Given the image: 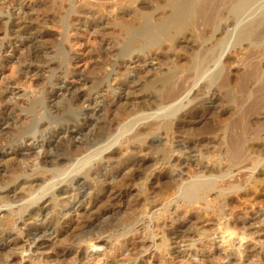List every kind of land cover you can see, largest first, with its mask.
I'll return each mask as SVG.
<instances>
[{
  "label": "bare ground",
  "instance_id": "6f19581e",
  "mask_svg": "<svg viewBox=\"0 0 264 264\" xmlns=\"http://www.w3.org/2000/svg\"><path fill=\"white\" fill-rule=\"evenodd\" d=\"M43 6L0 0V25L7 26L0 38V75L13 60L20 65L16 78L0 85V104L27 90L29 75L60 73L55 80L40 79L37 92L32 87L21 95L16 105L22 110H0V132L14 124L17 134L0 144L7 150L0 152V164L12 160L0 165V264H86L91 248L104 250L99 264H206L217 258L264 264V245L252 247L254 234H243L254 225L230 210L239 198L255 205L251 198L255 202L264 192V0H49ZM62 12L63 30L78 34L86 28L104 37L87 68L95 78L71 71L81 61L69 59L62 44L53 51L56 60L37 64L51 50L36 45L49 36L40 28ZM102 23L108 35H102ZM31 31L35 37L22 40ZM134 69L154 78L126 111L100 120L102 102L129 99ZM235 69L241 71L237 84L231 81ZM72 76L92 84L89 92L69 84ZM61 93L67 100L50 108L48 101ZM218 97L234 121L188 135L187 119L201 124L219 106ZM252 117L260 120L257 127ZM101 196L123 202L124 212L97 210ZM199 216L203 223L214 220L217 230L208 235L196 229L194 236L191 226ZM212 236L223 246L238 243L241 253L227 254L220 245L204 252L203 242ZM136 240L140 252L130 254ZM182 240L189 244L179 252Z\"/></svg>",
  "mask_w": 264,
  "mask_h": 264
},
{
  "label": "rangeland",
  "instance_id": "374dc122",
  "mask_svg": "<svg viewBox=\"0 0 264 264\" xmlns=\"http://www.w3.org/2000/svg\"><path fill=\"white\" fill-rule=\"evenodd\" d=\"M35 1H37V2H41V4L43 3V5L45 6V3L47 2V1H49V0H34V2ZM35 5V4H34ZM43 6V7H44ZM40 9L41 10H43V8L40 6ZM60 14V15H59ZM59 14H57V20L54 22V23H51V24H47L45 27H43V28H40V30H42V31H45V32H47L48 34H49V36H48V38H47V40H46V42H39L38 44H36L37 46H41L42 48H48V49H51V50H49L48 52H44L43 54H42V56H41V60L40 61H38L37 62V64L38 65H43L45 62H50V61H52V60H56V58H54L55 57V53L53 52V51H55L58 47H60L61 46V44L63 45V47L65 48V51L67 52V53H69L68 54V58L70 59H77L78 61H81V63L80 64H78V66L76 67L75 66V63L72 65L73 67H72V72L73 73H78V72H81V71H83L84 73H85V75L86 76H91V78H95V76H93V75H90L89 74V72L87 71V68L89 67V66H91V62H95V54H97V52L101 49V47H102V42H103V40L102 39H104V37L102 38V37H99V38H95V34H92V33H88L87 31H86V28H81V29H79V31H78V34H76V32H71L70 30H63L61 27V25L63 24V22H62V19L64 20H66L67 19V17H65V16H67V14L65 13H59ZM64 15V16H63ZM58 16H59V18H58ZM62 18V19H61ZM60 22H62L61 24H60ZM105 25V26H104ZM100 29H101V33H103L102 35H104L105 33V35H108L107 33H109V27L106 25V24H104V23H102V24H100ZM7 30V26L5 27L3 24H1L0 25V33H2L0 36V38L1 39H5V31ZM64 31V32H63ZM31 33V34H30ZM30 33H28V34H26V35H22L21 37H22V40H26V39H30V38H33V36L34 35H36V32L35 31H31ZM67 36V37H66ZM35 37V36H34ZM65 38V39H64ZM64 40V42L62 43V41ZM65 40H66V42H65ZM68 40V41H67ZM70 40V41H69ZM5 43H7V41H4V45H5ZM66 45V46H65ZM31 48L32 47H28L27 49H25L24 50V53L23 54H20L19 55V57H21V60H23L24 58H25V56H27L28 54H29V52H30V50H31ZM55 48V49H54ZM93 52V53H92ZM53 53V54H52ZM93 55V56H92ZM11 56V53H9L6 57H10ZM53 56V57H52ZM18 57V56H17ZM92 58V59H91ZM68 59V60H69ZM93 60V61H92ZM57 61L59 62V61H65L63 58L61 59V60H59V59H57ZM15 62V63H14ZM90 62V63H89ZM152 66L155 68L154 70H156L157 68H158V62H153L152 63ZM19 67H20V65H19V62H17L16 60H13V62L12 63H8L7 64V67L3 70V72H2V76L0 75V85H3L4 83H6V82H11L12 80H14L15 78H16V75L14 74L15 72H16V70H18L19 69ZM56 67V66H55ZM86 67V68H85ZM54 68V67H53ZM74 68V69H73ZM86 70V71H85ZM239 70V69H238ZM237 69H235L234 71H233V74H235V75H233L232 76V78H231V81H233V83L235 82V84H237L238 83V80H239V76H240V73H241V71H238ZM15 71V72H14ZM131 71H133V69L131 70ZM53 72V73H52ZM57 72V73H56ZM120 72H121V74H120ZM119 72V77L120 78H122V79H124L123 78V75H125L126 74V71L125 70H121ZM239 74V75H238ZM51 75V76H50ZM59 75H60V73L58 72V71H56V70H51V73H50V71H43V72H41V74H39V76L37 77V76H33V74L32 75H29L28 76V78H26V82L29 84L30 83V85L28 86V85H26L27 86V90H28V94H31L32 92H34V90L36 89V85H40L41 84V82L39 81L40 79H42V80H46V79H50V78H52V76H53V78H54V80H55V78L58 76L59 77ZM134 75L135 76H132L128 81H127V83H128V85H130L129 87L127 86V90L129 91V99L127 100V101H121V103L119 102L118 104L116 103V99H108V101H105L104 103L102 102L99 106H100V108L102 109V114H100V120H104V117L106 118L109 114H119L118 112H124V111H126L129 107H130V104H131V100L132 99H134V97L135 98H137V96L139 97V96H141V95H143V91H144V84H146L150 79H152V78H154V76H153V74H150V75H148V74H146V71H144L143 69H134ZM32 76V77H31ZM49 76V77H48ZM151 77V78H150ZM150 78V79H149ZM138 79V80H137ZM71 80V81H70ZM237 80V81H236ZM6 81V82H5ZM2 82V83H1ZM64 82H65V80H64ZM68 82H70L69 84H71V85H74L76 88H78V90H80L79 92H81V93H88L89 92V90H90V88H91V85L92 84H86L87 86H83L84 84L83 83H81V81H79L76 77H74V76H72V78L71 79H69V81ZM232 83V85L231 86H233V85H235V84H233ZM33 85V86H32ZM61 85H63V84H57V86H56V88L58 89L59 87H61ZM144 85V86H143ZM236 86V85H235ZM32 87H34L35 89H33ZM85 87V88H84ZM24 89H25V91H24ZM26 88H20L19 89V92L16 94V95H14V96H9L8 98H6L5 99V102L4 103H2L3 105H1L0 104V110L4 107V106H6V105H9V106H13V105H16V103H19V102H21V100H22V97H20L21 95H23L24 93H26ZM39 90V88L37 87V89L35 90V92H37ZM127 91V92H128ZM142 93V94H141ZM123 94H125L124 92H122V95ZM132 96V97H131ZM219 96V95H218ZM220 97V96H219ZM218 97V101H217V104L216 105H219V106H216L215 107V109H212L211 111H210V116H208L207 118H205V117H203L202 119H204V120H202L203 122V124L201 123V124H199V125H197L195 122H193V120H191V119H187V121H188V124H187V126H186V128H185V131H187L188 130V132H186L187 134L189 133L190 134V132H192L191 134H192V136L193 137H195L196 135L197 136H199L202 132L201 131H203V128H205V126L208 124V125H210V126H214V127H217L218 125H219V127L221 126V127H225V126H227L228 124H231L233 121H234V119H235V116L233 115V113L230 111V108H229V105H228V108H226L227 107V104H225V103H222L221 102V98H219ZM62 100V101H61ZM67 100V96L66 95H62V93L59 95V98H57V100H54V99H52V100H50V101H48L49 103H48V105L50 106V108H53V106L54 107H57V104L59 103V104H61V103H63V101H66ZM1 103V102H0ZM147 105H148V103H146ZM142 105H144L145 106V104L144 103H142ZM147 105L145 106V107H147ZM20 110H22L23 109V107L22 106H19V105H16ZM122 107V108H121ZM82 108L84 109V110H86L87 109V105L86 104H83L82 105ZM52 113H54V111L52 112ZM102 115V116H101ZM202 115V114H201ZM254 118V119H253ZM102 120V121H103ZM206 120V121H205ZM102 121H100V122H102ZM192 121V122H191ZM205 121V122H204ZM251 121H252V123L254 122V127H257L258 126V122L260 121H258V118L257 117H252L251 118ZM189 122H191V124L189 123ZM262 122V121H261ZM194 123H195V125H194ZM190 124V125H189ZM12 125V126H11ZM10 125V129H13V130H11V132H10V129L8 128V127H5L4 128V132L2 133V132H0V144H3V140H5V138L6 137H8L9 136V142L10 141H13L14 140V137L17 135V134H15L14 135V133H16V130H14L15 128H14V124H11ZM195 131V132H194ZM200 131V134L198 133ZM7 134H6V133ZM9 132V133H8ZM14 132V133H13ZM2 133V134H1ZM4 133H5V136H4ZM9 134V135H8ZM188 134V135H189ZM199 134V135H198ZM195 135V136H194ZM185 136H187V135H185ZM191 136V135H190ZM196 136V137H197ZM3 137H5L4 139H3ZM7 140V139H6ZM7 140V141H8ZM3 141V142H2ZM0 146H2L1 148H0V152L1 153H5L7 150H6V148H4V146L3 145H0ZM257 154H259V153H257ZM192 156L193 157H195V156H198V154H196V153H193L192 154ZM140 158H143V157H140ZM12 163V160H7V161H4V162H2L0 165H1V167H3L4 165H7V164H11ZM115 167H117V164H115L114 165ZM146 167L147 166H145L144 168H142V169H139V171H143V169H146ZM135 174V173H134ZM137 174V173H136ZM157 192V189H152V191L151 192ZM260 191H258L257 192V196H255L256 197V199H255V202H254V198H251V200H252V202L253 203H255V205L254 204H247L248 202H250V198H246V199H241V198H239L238 200L236 199V200H234V202L232 203V205H231V208H230V210H234V212H235V216H239V218H240V220L242 219V218H247V222H249V223H251L250 225H254V226H252V228L250 227V229L248 230V231H246V233H243L244 234V236H246V234L247 235H249V234H251V236L253 237V238H255V239H253L255 242H254V245H252V247L254 246L255 248L257 247V249H259V247L262 245H264V208L263 209H260V208H262V207H264V192L262 193V195H261V193H259ZM154 194H156V193H154ZM253 197H254V195H253ZM258 197V198H257ZM101 198V200H102V202H100L99 203V205H97V210H105V209H109V210H111V215L113 216V215H118V214H122V212H124V210H125V207H124V203L123 202H119V201H111L110 199H105V198H103V196H101L100 197ZM245 200H246V202H245ZM249 200V201H248ZM258 201V202H257ZM260 202H262V203H260ZM257 203V204H256ZM259 203L260 204H262L261 206H258L259 205ZM257 205V208L255 207ZM235 207H236V209H235ZM260 207V208H259ZM232 208H234V209H232ZM249 208V209H248ZM251 209V210H250ZM259 209V210H258ZM236 210V211H235ZM259 211V213L257 214V215H254L253 214V212L254 211ZM245 211V212H244ZM118 212V213H117ZM246 212H248L249 214H251V215H248V216H246L245 215V213ZM253 217V218H251L250 219V217ZM187 218H188V216H186ZM195 217V216H194ZM196 217H198V216H196ZM199 217H201V216H199ZM242 217V218H241ZM257 220H258V222H260V223H262V224H260V226H259V224H257L256 225V223H257ZM82 221V220H81ZM104 221H106V220H102V222L101 223H104ZM205 220L201 217L200 219H198V221H195L194 220V224L195 225H192L191 226V230L194 232V236H196V229H200L201 231H207L208 233L209 232H211V233H209L208 235H211L212 234V232L215 230H217L216 228V225H217V223L214 221V220H211L210 222H205V223H203ZM242 221V220H241ZM263 221V222H262ZM197 222V223H196ZM204 224V225H203ZM195 227V228H194ZM214 231V232H215ZM128 238H129V236H128ZM212 239L214 238V236H212L211 237ZM210 237L208 238V239H205L206 241H204L203 243H204V246H203V251L204 252H209V250L210 251H214L215 249H216V246H217V248H218V246H219V248L220 249H223L224 251L226 250V253L227 254H232V253H234V254H237V255H239L241 252L239 251V249H238V243H236L235 244V246H233V247H228V246H223V245H221V244H218L219 243V239H216L215 240V238L212 240ZM246 238V237H245ZM249 240H250V237H247ZM211 239V240H210ZM46 240H49V241H51L52 239H49V238H47ZM189 240V239H188ZM187 239L185 240V241H188ZM195 240H197V238L195 239ZM184 240H182L181 242H179L180 243V245L178 246L180 249H178L179 250V252L180 251H184V249L186 248V246L189 244L188 242L187 243H185V241L183 242ZM213 243V244H216V245H213V247H212V245H211V243ZM258 243H257V242ZM8 242H9V240H8ZM133 241H131V243H132ZM140 240H136V242H135V245H136V247H138L137 249L135 248H133V246H131L130 247V249H131V251H130V254H135V253H138V252H140V248H139V246H140ZM183 242V243H182ZM215 242V243H214ZM134 243V242H133ZM132 243V244H133ZM260 243V244H259ZM182 245V246H181ZM206 245V246H205ZM135 247V246H134ZM213 248V249H212ZM202 249V248H201ZM94 249L93 248H91V250H90V257L86 260V264H99L98 263V261L99 260H101V259H103V255H104V250H100V251H98L97 253H94V251H93ZM237 251V252H236ZM239 251V252H238ZM26 256H27V254H26ZM147 256V255H146ZM72 258H74V255H72V256H70V257H68V259L67 260H70V259H72ZM214 258H215V256H214ZM216 259V258H215ZM221 259V260H220ZM186 260V259H185ZM184 260V261H185ZM214 260V259H213ZM211 260L212 262H209L208 261V263L206 262V264H225V261L222 259V258H217L216 260ZM223 260V261H222ZM183 261V262H184ZM190 261H193L194 263H199V258H196V257H193ZM150 261H148V263H149ZM182 262V260H177L176 261V263L175 264H182L181 263ZM253 262H254V264H258V262L257 261H255V258L253 259ZM140 264H146V261H141L140 262ZM150 264H158L156 261H151V263Z\"/></svg>",
  "mask_w": 264,
  "mask_h": 264
}]
</instances>
